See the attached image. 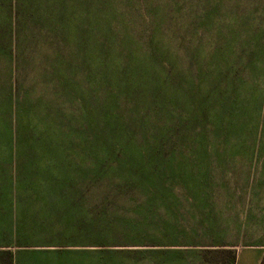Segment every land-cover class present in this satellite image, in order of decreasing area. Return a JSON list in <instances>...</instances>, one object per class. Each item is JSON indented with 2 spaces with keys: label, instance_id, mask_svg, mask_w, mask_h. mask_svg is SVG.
<instances>
[{
  "label": "rangeland",
  "instance_id": "374dc122",
  "mask_svg": "<svg viewBox=\"0 0 264 264\" xmlns=\"http://www.w3.org/2000/svg\"><path fill=\"white\" fill-rule=\"evenodd\" d=\"M56 1L50 0L48 5L52 6ZM79 1H84L85 7L80 4L77 13L71 11L70 24L68 18L62 19L72 31L69 43L64 39L66 25H62L63 39L59 38L52 30L56 16L48 22L37 21L35 12L34 15L27 13L23 16L20 29L11 36L9 27L4 24L10 18L0 8V187H7L8 195L14 193L13 201L16 202L33 195L24 187H86L87 196L89 187L96 189V199L101 200L103 215H106L101 217V228H106L102 223L110 222L112 231L101 230L102 249L100 253L98 250L87 252L91 256H73L67 248H59L62 264H73L74 259L78 260L77 264H92L89 259L96 260L95 264L98 260L100 264H228L226 258L215 259L213 255L205 256V260L202 258V253L206 252L203 248L213 241L206 238L207 228L211 225L215 227L214 232L224 239L220 244L236 245L233 248L238 254L237 264H264V127L261 137L255 138V143L251 139L256 121L262 115L264 100V38L262 43L254 37H264V0H212L213 10L207 8L205 11L185 0H137L135 5L127 0ZM95 3L96 17L93 15L87 19L86 14L90 9L95 10ZM100 5L102 11L99 17L97 9L99 11ZM149 5H153L156 11L155 18L146 13ZM174 5H178L175 13L168 11L166 14L165 11ZM114 6L121 12L120 21L115 26L123 32L120 36L123 41L114 40L104 52L102 36L98 38V33L110 20L115 21L109 13V9H116ZM210 12L217 15L214 16L215 21H211L209 31L196 30V21L204 19ZM100 18L104 23L99 22ZM157 25L160 28L159 39H154V43L161 48L162 59L175 65L177 73L187 78L185 80L190 84L200 79L197 82L199 86L193 87L192 92L206 94L220 80L219 73L224 71L225 79L238 80L234 85L231 81H223L220 87L224 88L223 92L238 89V99L241 100L236 105L239 116L236 125H241L242 130H237L223 143L213 131V125L222 128L221 120L217 121L216 117L234 121L237 115L225 116L230 110L220 103L214 104L212 98L208 104L210 121L204 126H193L189 122L191 115H198L200 110L193 98L185 99L180 90L175 94L178 99L175 110L169 106L160 110L147 104L157 110L158 117L153 122L159 132L158 137L166 140L165 152L170 153L171 143L175 146L174 168L166 172L167 187L160 179L165 172L164 165L155 177L156 184L151 186L159 190L161 198H165L157 201L161 204L158 203L160 207L153 216L159 222L168 221L169 228L175 229L176 224L181 223L189 234L184 235L197 238L196 245L200 246L195 251L182 252L179 257L174 255L178 251H139V248L130 245L133 244L130 237L126 239L135 232L158 229L161 225L149 220L150 216L141 217L136 210L139 204H145L142 200L150 196L145 191L151 187L149 182L135 184L130 181L128 157L134 148L130 145L127 154L118 147L129 143L127 135L121 132L118 139L111 138L110 134L98 136L96 141V132L102 121L104 127L107 125L108 133L116 128L112 109L109 108L110 115L103 117V107L101 110L97 104L93 105L98 108L90 119L83 112L80 96L60 101L57 93L61 94V85L57 92V87L48 82L52 77H71L76 82L83 79L81 83L88 89L85 75L89 67L83 65L85 45L83 49L77 40L78 37L83 39V32L78 34L77 29L85 27L86 39L90 41L86 49L95 71L99 68V57H105V66L114 69L119 62L126 63L128 54L133 59L131 69L143 68L145 71L151 66L145 63L152 59L150 49L153 45L150 44ZM14 37L16 41H13ZM249 45L257 49L252 50ZM251 54L256 64L253 74L245 66L249 64ZM105 66L101 67L103 71ZM15 76L20 78L22 88L31 95L30 104L24 105L30 109L27 112L23 111L21 97L16 93L15 84H12ZM252 76L257 80H253ZM95 92L100 96L95 99L100 106L111 100L107 96L111 88L103 86ZM236 98L232 93L231 99L234 101ZM211 105L214 107L211 108ZM123 106L127 107V104L123 103ZM242 110H245V115H239ZM248 113L252 122L245 118ZM244 125L248 126V130ZM134 129H139V126H134ZM201 134L206 136L202 139ZM137 136L141 142V136ZM131 157L138 158L136 153ZM175 204L180 208L179 214L173 215L177 220L170 217L167 209V206ZM200 221H204L205 226ZM34 223L32 221L25 226L24 237L31 240H21V243L39 245L49 240L59 247L78 243L74 239L69 240V237H74L72 234L64 232L48 236L46 226L33 232ZM7 225L11 229L10 224L0 220L2 230ZM14 227L20 230L24 225L15 222ZM208 234H211L210 230ZM147 235L151 243L165 242H156L158 238L155 234ZM85 241L89 243V240ZM79 242L82 243V240ZM1 258L0 254V264H8Z\"/></svg>",
  "mask_w": 264,
  "mask_h": 264
},
{
  "label": "trees",
  "instance_id": "16d2710c",
  "mask_svg": "<svg viewBox=\"0 0 264 264\" xmlns=\"http://www.w3.org/2000/svg\"><path fill=\"white\" fill-rule=\"evenodd\" d=\"M50 0H0V8L1 10L5 11L6 17L10 18L6 20L4 23L5 26L9 27V32L11 36L13 33L18 31L20 29V24H22V17L27 15V13H33L35 12V15L37 17V21L41 19L43 22H48V19L50 20L51 17L56 18L55 24L52 25V30L59 38L62 37V25H66L65 20H62L64 17L69 19L70 24V18H71V11L74 10V12L79 11V5L83 4V7H85L84 1L81 3L79 0H58L53 5H48ZM135 1L137 0H127V2L132 3L135 5ZM149 1V0H147ZM188 1L189 4H196L197 8H200L205 11L207 8L209 10H213V2L212 0H185ZM126 2V3H127ZM51 6V7H50ZM153 5H149L147 7L146 13L152 17L155 18L156 11L152 7ZM72 7V8H71ZM115 7V6H114ZM178 5H174L172 8H169V10L164 9L165 13L167 12H174ZM116 9L112 10L109 9V13L114 16V20H110L108 24L104 28H102V32L98 33L99 36H102L101 39V46L104 49V52L107 51L108 47L111 46L112 42L114 40H122L120 39V36L122 35V31H119V28L115 26L116 22L120 21L119 16L121 15L120 10ZM196 8V7H195ZM102 11V7L100 5L99 11L97 9V14L100 17V12ZM77 13V12H76ZM90 15H89V14ZM211 14H207L204 19L201 18L199 21L197 20L195 24L196 30L198 29H204L205 31H209V26L211 24V21L214 20V16L217 14L210 12ZM14 15V17H13ZM93 15L96 17V3H95V10H89L86 14V18H90ZM209 15V16H208ZM13 18V19H12ZM119 18V19H118ZM62 20V21H61ZM101 20V23H104L103 19H99V22ZM22 22V23H21ZM64 28V27H63ZM78 34L80 32H83V39L78 37V42L80 43L81 47L84 49L85 45V55L83 59V65L85 67H89V70H87V75H85V79H87V83L89 84L88 89L86 90L84 85L81 83V80L79 79L75 80L71 83V77H52L48 79L49 83H52V85L57 87V92L59 90V85H61V94L57 93V97H59V100L63 101L64 99H74L75 97H79V101H81V107H83V112L87 113L90 119L95 116L96 109L99 107H103V117H106L107 115H110L111 112L110 109L114 112V119L117 121L116 128H113L111 132H107V125L105 124V127L103 126V122L101 123V127H99L98 124H96L99 128L96 132L98 141V136L103 137L106 135L111 136L113 139H118L121 132H123L125 135H127V142L126 144L122 143L118 147L120 150L126 151L127 154L130 152V145L133 146L134 150L131 151L129 159V174H130V181L137 183H143V182H149V187L154 186L156 184V179L161 170H163V165L165 168V172L163 173V177H160L162 179V183L164 186L167 187L166 181L168 180L166 176V172L168 170H171L174 168V165L172 164V161L175 157V146L171 143V149L170 153H166V140L164 138H159V132L156 129V126H154L153 119L155 117H158V113L156 109H151L147 104L150 103L160 110H162L164 107H174V110L177 108L178 99L175 97V94L177 91L180 90V92H183L185 99H191L193 98V101L198 106L200 112L198 115H191V121L193 126L201 125L204 126L205 122L210 121V111L209 108V100L212 98V102L220 103L222 107L228 108L230 111H227V114L225 116H230L232 114H236L237 118L234 121H226L224 118L216 117V120H221L222 122V128L221 127H215L213 125V131L219 135L218 137H221L220 143H223L224 141L230 139L231 136H233L237 130H242L241 125H236V120L239 119L238 113L236 112V105L241 102L240 99H238L237 90L230 91V92H223L224 88L220 87L223 85L226 81H231V83L234 85V82L238 79H225L224 71H221L219 73L220 80L218 82H215L214 86L211 87V89L204 95L202 94H195L193 91V87H198L199 85L197 82H199L200 79H197L195 81V84H190L187 80V78H183L181 74H178L175 68V65H173L169 60H163V52L160 47H156L154 43V39H159V32L160 28L157 27L154 29V35L151 39L152 44L150 49V55L152 59L150 61H147V63H150L149 68H145V71L143 68L138 70L131 69L132 64V55L128 54V59L126 60V63H118V65L115 66L113 69L112 67H106L107 59L102 56L99 57V60H97L98 63V70L95 71L94 65L92 66V61L89 59L88 51L86 49L87 42L90 43L89 40L86 39V27L84 29H77ZM65 36L64 39L66 42L69 43L71 41L70 35L72 33L70 25H66L64 28ZM80 36V35H79ZM260 42L263 43L264 37H259V35H254ZM13 41H16V37H14ZM77 42V43H78ZM83 43V44H82ZM258 45V44H256ZM121 47H124L123 45H120ZM248 47V46H247ZM250 49L254 50L257 49L254 45H249ZM160 48V49H159ZM90 49V47H89ZM87 51V54H86ZM246 52V51H245ZM100 56V55H99ZM253 55L251 54V57L249 59V64H246V69L253 74L255 72L256 64L254 62ZM94 63V62H93ZM96 63V64H97ZM102 65L106 67L105 71L102 70ZM244 66V67H245ZM92 69V70H91ZM204 70V69H203ZM202 70V71H203ZM94 73H93V72ZM96 72V73H95ZM225 79V80H224ZM253 80H257L252 76ZM242 79H240V85L242 86ZM264 83V77L263 81ZM262 83V84H263ZM12 84H15L16 87V93L21 97L20 103L23 107V111L27 112L30 109H27L24 107L26 104H30V93L28 90H25L22 88V84L20 82V78L18 76H15L12 79ZM228 85V84H227ZM109 87L111 88V93H108L107 96L111 98L109 102H106L102 106L96 101V97L99 96L98 92L96 93L95 90L99 87ZM236 89V87H235ZM89 90V91H88ZM234 93L237 98L234 99V101L231 99V94ZM100 97V96H99ZM179 98V97H178ZM18 99V98H17ZM70 99V100H71ZM264 99V96H263ZM262 99V100H263ZM69 100V101H70ZM109 100V99H108ZM41 101V99H40ZM124 104H127V107L123 106ZM97 104V108L94 106ZM94 105V106H93ZM105 106V107H104ZM109 106V107H107ZM176 106V108H175ZM211 108L214 107V105L210 106ZM29 108V107H28ZM108 109V112H104L105 109ZM110 108V109H109ZM34 109V108H31ZM156 110V111H155ZM108 113V114H107ZM261 117H258V120L256 121L257 126L254 128V134L251 137L252 141L255 143V138L259 139L262 135L261 129L264 127V100L263 105L261 108ZM245 115V110H242V112L239 115ZM24 115V114H23ZM100 117V116H99ZM175 117V115H174ZM234 118V117H233ZM249 121H253L251 115L248 113V116L245 117ZM175 119V118H174ZM247 124V123H246ZM134 126H139V129L135 130ZM102 128V129H101ZM245 130H248V126L244 125ZM244 130V131H245ZM172 132V130H170ZM99 132V135H98ZM257 134V136H255ZM140 135L142 141L140 142L138 140V136ZM206 136V135H205ZM202 136V139L205 137ZM129 138V139H128ZM101 139V138H100ZM252 143V144H254ZM177 146V144H176ZM172 148H174V151H172ZM137 155L138 158H133V154ZM167 165H169L167 167ZM170 167V168H169ZM169 168V169H168ZM167 169V170H166ZM159 172V173H158ZM165 175V176H164ZM175 177L174 171H172V178ZM147 192L150 196L146 197L144 200H142L145 204H142L138 207H136V210L140 214L141 217H149V220L155 221L156 223H159L161 227H158V229L150 230L143 232H135L131 236L126 237L131 238L133 241V244H130L132 247H137L140 250L144 251H150L155 253H169L171 251H178L179 253L174 254L176 256H180L182 252H192L198 249L200 246H197V238H193L189 235L186 229H184L178 222L176 224V228L174 227L169 228V225L167 222L164 221H158L153 214L156 213L157 207H160L158 205L157 201L162 200L165 198H161L159 194V190L157 191L155 187H151L150 190L148 189ZM164 196V195H163ZM161 204V203H159ZM172 204V203H170ZM163 206V202H162ZM167 206V205H166ZM103 208V207H102ZM168 211H170V214L172 218L177 220V218L173 217L175 214H179V207L175 204L172 206H167ZM102 216L103 210H102ZM143 219V218H142ZM108 221L107 219H103ZM204 221H200L199 223L203 224ZM172 224V223H171ZM106 225V228H101L105 232V230L112 231L109 227L111 226V223L104 224ZM173 226V224H172ZM205 226V223L203 224ZM147 227H150L149 225ZM210 230L211 234H208V231ZM215 227L211 225V227L207 228L206 232V238H210L212 241L210 246H206L203 248L206 250V252L202 253V258L205 260V256L208 257L211 255L214 256L215 259H218L221 257L226 258L228 261V264H237L238 254L236 250L233 248L236 245H226V244H220L224 241V239H221L222 237L219 236L216 232H214ZM147 234H155L158 240H155L156 242H160L162 240L164 243H151L149 242V237ZM186 234V235H184ZM124 237H122L123 239ZM169 241L171 243H169ZM175 247V248H174ZM145 248V249H144ZM150 248V249H148ZM174 248V249H172ZM164 250V251H162ZM209 253V254H207Z\"/></svg>",
  "mask_w": 264,
  "mask_h": 264
},
{
  "label": "crops",
  "instance_id": "0c3cea01",
  "mask_svg": "<svg viewBox=\"0 0 264 264\" xmlns=\"http://www.w3.org/2000/svg\"><path fill=\"white\" fill-rule=\"evenodd\" d=\"M23 189L33 195L16 202L13 201L14 193L8 195L7 187H0V220L12 226L11 229L8 225L4 230L0 228L1 259L6 260L8 264H62L60 259L62 253L58 251L59 248H67L73 256H91L87 252L93 250H98L100 253L102 203L100 199H96L95 188L89 187L88 196L86 187H24ZM14 221L21 222L24 225L23 229H15ZM32 221L35 222L36 229L33 232H38L46 226L48 236L64 232L72 234L71 236L74 237H69V240L74 239L73 241L78 243H70L66 247H59L49 240L39 245H34L36 243L32 242L21 243V240H31L30 237H24V232L27 231L26 224ZM81 240L82 243L79 242ZM85 240H89V243ZM77 262L78 260L74 259L73 264ZM89 262L95 264L96 260L89 259ZM98 264H100L99 260Z\"/></svg>",
  "mask_w": 264,
  "mask_h": 264
}]
</instances>
